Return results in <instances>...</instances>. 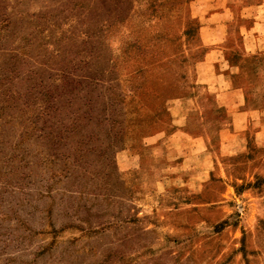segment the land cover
Instances as JSON below:
<instances>
[{
	"label": "rangeland",
	"instance_id": "rangeland-1",
	"mask_svg": "<svg viewBox=\"0 0 264 264\" xmlns=\"http://www.w3.org/2000/svg\"><path fill=\"white\" fill-rule=\"evenodd\" d=\"M0 264H264V0H0Z\"/></svg>",
	"mask_w": 264,
	"mask_h": 264
},
{
	"label": "crops",
	"instance_id": "crops-1",
	"mask_svg": "<svg viewBox=\"0 0 264 264\" xmlns=\"http://www.w3.org/2000/svg\"><path fill=\"white\" fill-rule=\"evenodd\" d=\"M223 76L225 75L222 72V68L208 67V69L198 73L196 84L201 85L202 93H207L209 91L208 93H211L210 97L213 95L210 98V104L215 107V110L218 109L219 111L215 112L214 110L213 115H215L214 113H222L223 110L230 118V123L227 122L229 118L227 119V117H225L226 119L224 118L223 120L226 121H222L220 127L218 126V138L221 140L219 143L217 140L218 148L216 150L219 155L226 156L244 153L246 150V136L243 125H239L238 122H236L239 112L244 109L242 89L234 85L231 80L226 79V81L222 83ZM197 93L199 92H193L192 95H188L187 97L172 100L168 105L171 115L176 118L179 115H183L182 105H186L187 114L190 111L194 112L203 101L202 98H198L199 96H197ZM172 136L173 135L170 137Z\"/></svg>",
	"mask_w": 264,
	"mask_h": 264
}]
</instances>
